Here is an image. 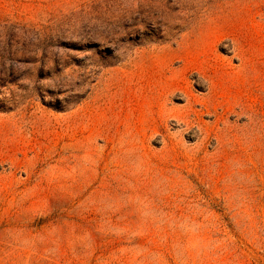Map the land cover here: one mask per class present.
I'll list each match as a JSON object with an SVG mask.
<instances>
[{"label":"rangeland","instance_id":"374dc122","mask_svg":"<svg viewBox=\"0 0 264 264\" xmlns=\"http://www.w3.org/2000/svg\"><path fill=\"white\" fill-rule=\"evenodd\" d=\"M0 264H264V0H0Z\"/></svg>","mask_w":264,"mask_h":264}]
</instances>
